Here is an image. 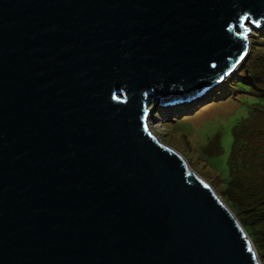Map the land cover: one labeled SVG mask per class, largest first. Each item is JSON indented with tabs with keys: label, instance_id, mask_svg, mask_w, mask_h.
Here are the masks:
<instances>
[{
	"label": "water",
	"instance_id": "1",
	"mask_svg": "<svg viewBox=\"0 0 264 264\" xmlns=\"http://www.w3.org/2000/svg\"><path fill=\"white\" fill-rule=\"evenodd\" d=\"M261 21L264 0H0V264H260L145 113L208 98Z\"/></svg>",
	"mask_w": 264,
	"mask_h": 264
},
{
	"label": "trees",
	"instance_id": "2",
	"mask_svg": "<svg viewBox=\"0 0 264 264\" xmlns=\"http://www.w3.org/2000/svg\"><path fill=\"white\" fill-rule=\"evenodd\" d=\"M249 37L245 63L222 85L228 87L230 83L234 86L233 91L242 90L256 100L247 115L231 129V149L226 159L227 177L217 194L236 216L254 246L258 261L264 264V21L259 27L251 26ZM217 86L212 90L217 91ZM208 92L210 99L202 101H211L218 95V91L216 94H212L211 90ZM227 94L228 91H223L222 96ZM194 105L195 102L173 105L172 113L191 111ZM201 145L200 152L207 162V157L221 153L216 136Z\"/></svg>",
	"mask_w": 264,
	"mask_h": 264
},
{
	"label": "rangeland",
	"instance_id": "3",
	"mask_svg": "<svg viewBox=\"0 0 264 264\" xmlns=\"http://www.w3.org/2000/svg\"><path fill=\"white\" fill-rule=\"evenodd\" d=\"M222 83L217 86L216 97L208 102L197 103L191 111L175 114L168 105L150 104L145 113V121L152 134L181 154L191 165L190 168L216 189L217 193L227 177L226 159L231 149V129L247 115L252 102L256 100L242 90L233 91L234 86L230 83L228 87ZM217 91L212 90V94ZM223 91H228L229 94L222 96ZM208 99L210 98L206 100ZM152 106L159 109L154 110ZM214 136L219 140L221 153L207 157V162L200 152L201 144L207 143Z\"/></svg>",
	"mask_w": 264,
	"mask_h": 264
},
{
	"label": "clouds",
	"instance_id": "4",
	"mask_svg": "<svg viewBox=\"0 0 264 264\" xmlns=\"http://www.w3.org/2000/svg\"><path fill=\"white\" fill-rule=\"evenodd\" d=\"M187 162V161H186ZM212 187V186H211ZM213 188V187H212ZM214 189V188H213ZM215 191V190H214ZM216 192V191H215ZM217 193V192H216ZM222 200V199H221Z\"/></svg>",
	"mask_w": 264,
	"mask_h": 264
},
{
	"label": "bare ground",
	"instance_id": "5",
	"mask_svg": "<svg viewBox=\"0 0 264 264\" xmlns=\"http://www.w3.org/2000/svg\"><path fill=\"white\" fill-rule=\"evenodd\" d=\"M147 118V117H146ZM152 133V132H151ZM159 139V138H158ZM186 160V159H185ZM188 165H189V163H188ZM190 167V166H189Z\"/></svg>",
	"mask_w": 264,
	"mask_h": 264
}]
</instances>
